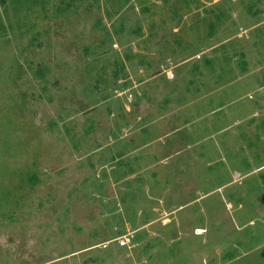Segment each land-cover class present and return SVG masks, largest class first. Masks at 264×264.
<instances>
[{
  "label": "rangeland",
  "instance_id": "1",
  "mask_svg": "<svg viewBox=\"0 0 264 264\" xmlns=\"http://www.w3.org/2000/svg\"><path fill=\"white\" fill-rule=\"evenodd\" d=\"M0 0V264H264V0Z\"/></svg>",
  "mask_w": 264,
  "mask_h": 264
},
{
  "label": "trees",
  "instance_id": "2",
  "mask_svg": "<svg viewBox=\"0 0 264 264\" xmlns=\"http://www.w3.org/2000/svg\"><path fill=\"white\" fill-rule=\"evenodd\" d=\"M24 1V0H23ZM27 2H30L31 0H26ZM33 1H40V0H33ZM46 1H48V0H45L44 1V3H46ZM72 1H74V0H72Z\"/></svg>",
  "mask_w": 264,
  "mask_h": 264
}]
</instances>
